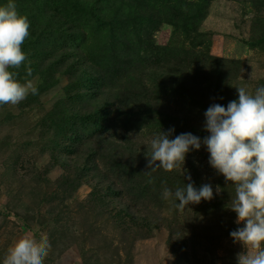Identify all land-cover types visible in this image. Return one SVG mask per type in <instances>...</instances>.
Segmentation results:
<instances>
[{"label":"rangeland","instance_id":"1","mask_svg":"<svg viewBox=\"0 0 264 264\" xmlns=\"http://www.w3.org/2000/svg\"><path fill=\"white\" fill-rule=\"evenodd\" d=\"M14 2L30 35L10 71L23 83L30 61L38 94L0 106V264L25 236H47L44 264H238L235 189L206 146L151 176L146 153L264 85V0ZM189 182L214 198H162Z\"/></svg>","mask_w":264,"mask_h":264},{"label":"clouds","instance_id":"2","mask_svg":"<svg viewBox=\"0 0 264 264\" xmlns=\"http://www.w3.org/2000/svg\"><path fill=\"white\" fill-rule=\"evenodd\" d=\"M29 35L30 21L18 13L14 0L0 6V106L18 105L29 94H38L37 87L27 79L33 71L30 61L25 82L17 78V72L10 71L20 69L28 61L22 45ZM237 89L238 100L230 101L227 108L212 104L206 110L204 130L209 135L203 139L190 132L171 139L174 129L157 134L146 153L150 170L145 172L151 176L157 168L166 172L184 168L189 152L206 146L211 167L235 189L228 208L237 214L236 224L244 226L232 231L230 236L246 249L237 254V262L264 264V85L254 94H249L244 87ZM185 175L191 181V176ZM220 191L217 185V194ZM173 196L178 201L177 209L183 211L190 204L211 201L214 193L211 184L197 189L189 182L185 187H177L174 193L164 188V200ZM50 251L47 236L39 241L25 236L9 247L3 264H44Z\"/></svg>","mask_w":264,"mask_h":264}]
</instances>
